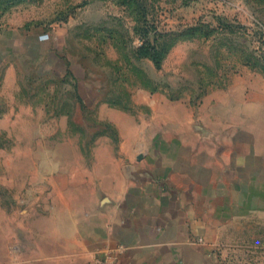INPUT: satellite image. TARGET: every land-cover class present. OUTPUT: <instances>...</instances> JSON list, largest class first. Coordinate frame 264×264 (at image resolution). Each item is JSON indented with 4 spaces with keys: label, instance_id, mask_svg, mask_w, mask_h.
Segmentation results:
<instances>
[{
    "label": "rangeland",
    "instance_id": "rangeland-1",
    "mask_svg": "<svg viewBox=\"0 0 264 264\" xmlns=\"http://www.w3.org/2000/svg\"><path fill=\"white\" fill-rule=\"evenodd\" d=\"M252 75L264 0H0V264L73 251L138 160L215 153L218 102ZM215 214L214 262L264 264V215Z\"/></svg>",
    "mask_w": 264,
    "mask_h": 264
},
{
    "label": "crops",
    "instance_id": "crops-1",
    "mask_svg": "<svg viewBox=\"0 0 264 264\" xmlns=\"http://www.w3.org/2000/svg\"><path fill=\"white\" fill-rule=\"evenodd\" d=\"M260 79L250 76L243 96L236 86L232 100L220 98L215 153L203 148L208 140L191 138L178 143L179 152L161 171L153 170L156 174L146 165L149 158L138 160L103 223L90 225L73 251L57 254L48 264H216L209 238L214 206L215 219L264 215Z\"/></svg>",
    "mask_w": 264,
    "mask_h": 264
}]
</instances>
